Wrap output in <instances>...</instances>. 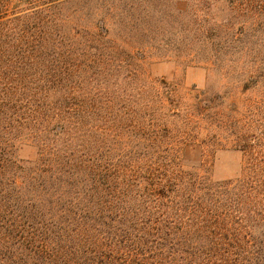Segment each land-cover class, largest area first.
<instances>
[{
  "label": "trees",
  "instance_id": "trees-1",
  "mask_svg": "<svg viewBox=\"0 0 264 264\" xmlns=\"http://www.w3.org/2000/svg\"><path fill=\"white\" fill-rule=\"evenodd\" d=\"M54 3L0 0V264H264V177L215 182L181 159L199 136L207 152L221 130L229 140L232 114L176 109L142 52L111 43L104 20L67 31ZM180 3L205 53L264 88V0ZM137 6L155 8L124 2L127 39L143 31ZM27 144L38 157L23 162Z\"/></svg>",
  "mask_w": 264,
  "mask_h": 264
},
{
  "label": "rangeland",
  "instance_id": "rangeland-1",
  "mask_svg": "<svg viewBox=\"0 0 264 264\" xmlns=\"http://www.w3.org/2000/svg\"><path fill=\"white\" fill-rule=\"evenodd\" d=\"M126 0H41L56 8L60 18L69 30L98 31L97 24L104 20V28L108 30V40L123 48L126 53L142 52L143 59L136 61L141 74L154 81H165L176 89L177 108L197 106L202 100L214 102L221 106V111L233 116L232 132L228 140L225 132L220 133V140L210 151L202 145L199 136L189 145L184 146L181 159L186 168L202 169L215 182H248L264 177V88L251 84V75H240L235 68L237 63L219 59L213 51L205 53L204 40H200L202 32L188 34L182 26L184 17L180 12L184 6L180 0H151L155 8L145 13L137 6L135 16L137 25L143 27L142 34L133 33V39H127L125 25ZM153 4V3H151ZM116 5L114 11L109 9ZM158 5V7H157ZM166 7H163V6ZM104 7V8H103ZM103 8V9H102ZM175 14L173 19L168 12ZM144 15L150 16V29L145 34ZM154 15V16H153ZM177 19V22L174 21ZM87 28V29H85ZM140 30V29H139ZM191 36V39H190ZM130 38V37H129ZM127 39V40H126ZM145 40L146 43H142ZM193 42L191 43L190 42ZM190 42V43H189ZM147 44V47H145ZM191 44V45H190ZM194 46L197 55L190 53L189 47ZM232 60V59H230ZM251 80V81H250ZM248 82V87L244 85ZM198 100V101H197ZM198 110L199 108H194ZM250 137L259 146L254 154L245 152V142ZM38 150L29 144L23 145L17 155L23 162L34 161ZM204 163V165H202Z\"/></svg>",
  "mask_w": 264,
  "mask_h": 264
}]
</instances>
